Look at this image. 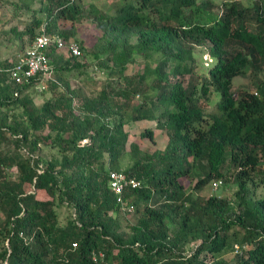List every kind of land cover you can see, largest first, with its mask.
<instances>
[{
	"label": "trees",
	"instance_id": "16d2710c",
	"mask_svg": "<svg viewBox=\"0 0 264 264\" xmlns=\"http://www.w3.org/2000/svg\"><path fill=\"white\" fill-rule=\"evenodd\" d=\"M250 1L116 0L113 14L83 0L12 2L11 16L29 19L0 27L20 53L0 58V264H264V195L251 189L264 186V0ZM84 17L100 30L92 49L77 39ZM42 34L82 55L50 50L52 96L37 105L26 93L42 79L19 83L11 69ZM197 48L212 64L199 67ZM85 55L106 75L97 93L72 85L71 74L88 75ZM139 59L144 72L128 76ZM151 120L166 146L144 147L155 139L145 129L128 147V125ZM114 169L143 180L127 193L134 223L110 189ZM231 183L234 198L218 192Z\"/></svg>",
	"mask_w": 264,
	"mask_h": 264
},
{
	"label": "rangeland",
	"instance_id": "374dc122",
	"mask_svg": "<svg viewBox=\"0 0 264 264\" xmlns=\"http://www.w3.org/2000/svg\"><path fill=\"white\" fill-rule=\"evenodd\" d=\"M15 1L16 0H0V27H4L8 29L11 26H14L15 24L26 23L27 20L29 19L28 14H27V18L25 17L26 15L25 12H22L20 19L13 18L11 16V14L15 11V7L13 6L12 2H15ZM223 1L224 0H216V2L218 3H222ZM242 1H245L247 3L251 2L250 0H242ZM83 2L85 3L87 11H88L89 5L93 3V4H96L99 8L106 10V12H108L109 14L114 13V8L116 4V0H83ZM78 26L80 30L79 38H77L78 41L83 40L85 42V45L87 46V49L89 48L92 49L93 47H95L97 39L100 35V30L97 28L95 23L88 17L87 18L84 17L82 18ZM12 46L14 48H12ZM17 52H18V48L16 47L15 42L10 41L8 39V36H6L3 33H0V58L2 59L9 58L10 60L17 59L20 54ZM58 54L63 55L65 58L69 56V53L66 49L59 50ZM85 56L87 60L89 61V66L87 69L88 75L87 76L86 75H83V76L76 75L75 76L71 74L72 76L70 75V78L72 80V85L74 88L75 87L82 88L83 91L85 90L87 92V94L97 93V89L94 87V82L99 79L100 80H103V78L105 79L106 75L99 72V70L101 69L97 66L96 60H93L90 57V55H85ZM197 56H198V61H199V67L202 65L207 67L209 63H211L209 59V55L203 49L197 48ZM144 69H145V61L143 59H139L137 60L136 63L129 64V67L126 73L128 76L139 75L144 72ZM93 72H95V74H93ZM85 80H87V84H85L86 83ZM234 81L236 82L237 88L240 86H243L245 88H248L250 91H253L255 89V84L253 83L251 78L238 79V80L236 78ZM93 87L95 89H93ZM26 94H29V96L34 99L37 105H42L45 101L50 99L52 96V93L49 92L47 89L42 90V87L39 84H36L35 88L34 87L31 88ZM140 97L141 96L137 95L135 99L139 101L141 100ZM211 98H212V102L211 101L205 102L206 110L208 113L215 111L214 102L216 99L219 98V96L213 93ZM145 129H153L155 132V136H154L155 139L154 141H151L148 138H144L143 139L144 147L150 148V149H157V148L163 149L166 146L168 142V136L166 132L164 131V129H159L157 127V123L155 120L154 121L151 120L148 122H145V121L131 122L128 125L127 130L131 135L129 138L128 147H129V143L131 142V140L139 138L140 134ZM55 153L56 151L51 150L50 148H45L43 152V154L45 156H48L49 158H51L52 154H55ZM120 163H121V168L124 169V168L130 167L132 161L130 157L126 155L122 159V161H120ZM258 182H259V179L256 180L257 184ZM193 186H194V182L191 181L188 183L189 190H191ZM236 189H237V185L234 183H231L225 186L224 188H222L221 190L219 189L220 191L218 190V192H220L221 195L226 196L228 198H234V192L236 191ZM251 189L253 190V193H255L256 197H260L264 195V186L260 184L256 186L255 184L253 186L251 185ZM215 191L217 190H213L210 186H207L205 190L202 192V194L203 195L214 194ZM37 195L39 198L48 197L45 191H38ZM59 213H60L59 214L60 222L62 224H65L67 222V219L71 216V210L68 207L64 206V207L59 208ZM126 218H128V220H131V222L133 223L136 222L137 220L134 213L131 216H126ZM233 255H234V252H230L226 254V258H231L233 257Z\"/></svg>",
	"mask_w": 264,
	"mask_h": 264
},
{
	"label": "built area",
	"instance_id": "2783aa9c",
	"mask_svg": "<svg viewBox=\"0 0 264 264\" xmlns=\"http://www.w3.org/2000/svg\"><path fill=\"white\" fill-rule=\"evenodd\" d=\"M58 50L66 49L71 55L81 56L82 50L76 41L66 42L60 35L42 34L37 37L32 47L11 69V76L19 83L30 82L31 79L39 77L42 79V90L45 89V78L52 77V64L49 52L53 47ZM109 185L116 200L120 203L128 216L134 213V205L130 203L127 193L134 188L143 186V180L130 172L122 169H114L109 172ZM219 183L214 182L212 189L216 190ZM74 215H76L74 213ZM76 246V244H74ZM238 249L239 246L236 245ZM106 254L103 251L93 254L95 262L103 260Z\"/></svg>",
	"mask_w": 264,
	"mask_h": 264
}]
</instances>
